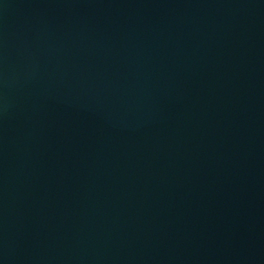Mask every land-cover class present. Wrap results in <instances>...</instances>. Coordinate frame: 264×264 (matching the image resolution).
I'll use <instances>...</instances> for the list:
<instances>
[{"label":"water","instance_id":"water-1","mask_svg":"<svg viewBox=\"0 0 264 264\" xmlns=\"http://www.w3.org/2000/svg\"><path fill=\"white\" fill-rule=\"evenodd\" d=\"M0 264H264V0H0Z\"/></svg>","mask_w":264,"mask_h":264}]
</instances>
